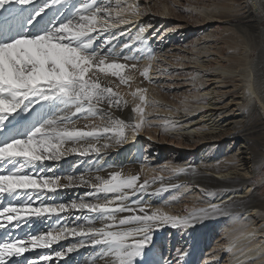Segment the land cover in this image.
Returning <instances> with one entry per match:
<instances>
[{
  "label": "snow or ice",
  "instance_id": "snow-or-ice-1",
  "mask_svg": "<svg viewBox=\"0 0 264 264\" xmlns=\"http://www.w3.org/2000/svg\"><path fill=\"white\" fill-rule=\"evenodd\" d=\"M260 6L264 14V0ZM141 14L140 7L127 0H0V230L6 236L0 240V264H20L19 258L29 249L49 248L69 236L80 239L56 251V257L92 246L105 264H137V258L151 250L154 229L165 225L186 229L208 215L222 213L219 206L210 205L187 216L171 215L162 208H151L139 197L130 205L126 201L137 193H147L150 182L141 181L139 173L127 175L122 169L106 176L68 175L66 184H61L58 175L43 174L42 169L32 171L38 164L59 160L69 152L99 155L110 146L102 144V139L120 143L126 139V129L135 134L144 125L149 106L146 87L127 94L133 98L132 119L114 118L112 113L129 107L119 88H130L136 73L152 83L154 55L148 54L150 62L141 69L135 56L118 55L108 47L116 34L108 37L103 48L94 46L99 34L129 24ZM136 40L142 42V36L137 35ZM120 47L131 49L132 45ZM184 110L188 111L187 106ZM80 118L89 123L79 126ZM163 179L153 177L152 183ZM77 184L90 187L88 195L95 199L33 205V194L39 199L45 190L56 192ZM180 187L170 184L156 192ZM69 210L94 215L84 217L85 223L61 225L44 234L21 237L12 232L32 217ZM250 227L244 225L241 232L249 240L257 236V230L249 231ZM176 255L182 258L185 252L177 249ZM239 256L245 264H256L257 259H264V246L249 245L239 250ZM51 258L43 257L45 261ZM24 264L35 261L25 259Z\"/></svg>",
  "mask_w": 264,
  "mask_h": 264
},
{
  "label": "bare ground",
  "instance_id": "bare-ground-1",
  "mask_svg": "<svg viewBox=\"0 0 264 264\" xmlns=\"http://www.w3.org/2000/svg\"><path fill=\"white\" fill-rule=\"evenodd\" d=\"M174 1L179 4V1L184 0ZM72 2L75 0H69V3ZM104 2L107 3L108 0ZM116 2L119 0H113V3ZM127 3H135L142 8L141 0H127ZM149 4V7L141 9L142 14L131 23L99 34L94 46L103 48L108 37L116 34L117 39L108 47H112L118 55L135 56L141 69L150 62L148 54L151 52L154 55L150 71L152 83L136 73V80L129 89L124 85L119 88L125 96H129L126 98L130 102L129 107L114 109L112 114L114 118L125 121L132 119L135 115L131 112L133 98L127 94L137 87H146L149 106L145 112V122L146 116L157 117V122H151V128L141 127L135 134L131 128L126 129V139L120 143L102 139V144L108 143L110 146L99 155L69 152L59 160H46L38 164L32 171L42 169L43 174L58 175L62 178L61 184H66L65 178L68 175H84L86 178L106 176L111 171L122 169L127 175L139 173L141 181L147 179L150 182L147 193H137L126 201L130 205L139 197L142 201H147L151 208H162L171 215L182 217L193 211L209 209L210 205L222 209V213L208 215L193 227L181 229L165 225L154 229L151 250L146 249V255L137 258V264H245L244 258L239 256L240 249L249 245L253 248L257 245L264 246V231H261L264 229V200L258 196L259 187L253 181L261 171L255 163L258 143L251 144L249 138L244 136L250 124L255 128L264 126V66L259 59H254L251 63L248 50H241L242 53L232 51L221 60L215 57L219 48L214 44L212 34L225 27L229 29L232 20L228 17L216 18L211 10L202 9L203 7L187 9L188 14L192 11L191 14L204 18L202 24L191 25L170 16L169 13L174 10L169 5V0H150ZM260 5L261 0H242L240 10L242 14H247L248 19L259 17L261 20L262 17L257 15L261 12ZM219 10L234 11L228 6ZM9 22L15 24V21ZM173 23L176 25L170 27ZM142 28L144 31L140 33ZM137 35L142 36V42L136 40ZM156 40L162 46L170 40L173 44L184 43L181 46L195 53L182 58L189 59L188 63L186 61L182 65V74L185 76L183 86L187 89L180 90L181 100L172 106L166 102L162 89L156 83L163 71L165 74L169 71L162 63H157L158 66L155 67L156 62L163 61L164 53L159 51L160 54H157L152 50V43ZM124 43H130L131 49H121L120 46ZM204 55L209 58L210 63L201 62L199 57ZM168 92L172 93L173 90ZM152 98L155 100L150 101ZM185 100L188 101L187 105L183 103ZM185 106L188 111L184 110ZM87 123L89 121L80 118L79 126ZM142 130L146 131V135L141 133ZM157 132L162 134L161 139L157 137ZM175 136L184 138L180 142H185L186 145L181 143L173 154L166 148L169 138L173 139ZM164 153L171 154L167 155L168 161L162 158ZM145 157L148 158L147 162H144ZM261 164L264 166V162ZM179 168L189 171H173ZM160 176L164 178L163 181L152 183L153 177ZM263 181L260 180L261 183ZM170 184L181 187L156 192ZM91 191L90 187L77 184L61 187L56 192L45 190L39 194V199L37 194H33L32 202L34 206H39L41 201L71 203L81 199L94 200V197L88 195ZM22 200L23 198L21 202ZM93 215L69 210L50 216L32 217L28 223H22L20 229H12V232L21 237L28 232L44 234L61 225L85 223L84 217L91 218ZM78 216L81 217L80 220L75 219ZM246 224L251 226L249 231L257 230V236L251 240L241 236ZM4 238L5 232L0 230V240ZM79 239L69 236L53 243L49 248L29 249L24 257L19 258L20 264H24L25 259L35 261V264H105L92 246L79 248L63 258L55 256L56 251L65 250ZM232 244L236 247L231 248ZM177 249L185 252L182 258L177 257ZM44 256L52 258L45 261ZM256 264H264V259H257Z\"/></svg>",
  "mask_w": 264,
  "mask_h": 264
},
{
  "label": "rangeland",
  "instance_id": "rangeland-1",
  "mask_svg": "<svg viewBox=\"0 0 264 264\" xmlns=\"http://www.w3.org/2000/svg\"><path fill=\"white\" fill-rule=\"evenodd\" d=\"M149 2L150 0H141V9H145L146 6L149 7ZM174 2V0H169V5L174 10L173 12L169 13L171 14L170 16L174 19L184 20L185 22L191 25L202 24L204 20V18H198V15L196 14H191L192 11H190V14H188L187 9L193 8L201 9L203 7L202 9L211 10L213 12V15L216 16V18L228 17V19L232 20V24L229 26V29L228 27H225L218 30L217 33L212 34V36H214L215 38L214 44H216V46H218L219 48V53L215 56L216 58L221 60V58H224L228 54H231L232 51L234 53H242V51L248 50L251 63L254 62V59H259V61L261 60V63L264 66V14H262L261 12L257 13V15L262 17L261 20L259 19V17H255L252 20L248 19L246 17L247 14H242L243 12L240 10V4L242 3V0H184L179 1V4L177 2ZM223 6H228L229 8L234 9V11H220L219 8H223ZM213 7H215L216 9H210ZM174 25L176 24L173 23L170 25V27H173ZM101 44L103 45V43ZM152 44V50H155L157 54H160L159 51L161 53L162 51H164L162 56L163 61L156 62L155 67H157L158 64L162 63L164 68L169 70V73L167 72L166 74L165 71H163V73L160 74V76H162L156 79L157 86H160V89H162L166 102L171 104L170 106L175 105L178 101L181 100L180 90L187 89L183 86L185 76L184 74H182L184 68L182 65L186 64V61L188 63L189 59L182 60V58L183 56L187 55L193 56L195 55V53L188 48H184V43L173 44L171 40L164 46L160 45L158 40L154 41ZM199 59L201 60V62H206L207 64L210 63L209 58L205 57V55L200 56ZM125 88L129 89L128 86H125ZM171 89L173 90V92H168ZM120 92L122 93V91ZM125 97L127 98L129 96ZM149 100L151 101L155 99L152 98ZM146 117V122L142 126V129H146L148 126L149 128H151L150 123L157 122V117ZM246 131L247 132L244 133V136L249 138L250 143H258L259 150L256 155L255 163L257 164V168H261V171L256 177H254L253 181L259 187L258 196L263 197L264 200V181L262 183L260 182V180H264V166H261V163L264 162V126H258L257 128H255L253 124H250L249 128L246 129ZM141 133L146 135L145 130H142ZM156 134L159 139L162 138V134H160L159 132H157ZM181 140L184 141L185 139L179 138V136H175L173 139L169 138V143L167 145L168 147L166 148V150L174 154L177 151L175 148L179 147L181 143L186 145L185 142H180ZM142 148L144 150L145 146H143ZM170 153H164L162 158H165V160L168 161V159L166 158H168L167 155L171 156ZM145 159L144 162H147L148 158L145 157ZM27 234L38 235L37 232H28Z\"/></svg>",
  "mask_w": 264,
  "mask_h": 264
}]
</instances>
